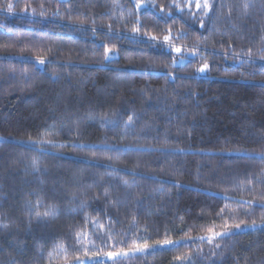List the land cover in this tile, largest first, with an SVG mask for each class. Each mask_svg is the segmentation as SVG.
<instances>
[{
    "label": "trees",
    "instance_id": "16d2710c",
    "mask_svg": "<svg viewBox=\"0 0 264 264\" xmlns=\"http://www.w3.org/2000/svg\"><path fill=\"white\" fill-rule=\"evenodd\" d=\"M203 3L0 0V264H264V0Z\"/></svg>",
    "mask_w": 264,
    "mask_h": 264
},
{
    "label": "snow or ice",
    "instance_id": "6c2138e0",
    "mask_svg": "<svg viewBox=\"0 0 264 264\" xmlns=\"http://www.w3.org/2000/svg\"><path fill=\"white\" fill-rule=\"evenodd\" d=\"M198 7H200V5L198 4L197 5ZM11 5H9V9L11 10ZM210 7V4L208 3V0H204V3H203V8L205 10L209 9ZM168 37L166 36L165 37V40H167ZM177 52L180 51L179 48L175 49ZM106 54H107V49H106ZM40 60L41 63H43V58H38ZM204 68H207V64H205L201 71L204 70ZM50 143V142H49ZM223 211V210H222ZM44 216H50V215H54L53 212L49 211V212H45L43 213ZM219 215V214H218ZM37 216H41L40 213H37ZM236 229H239L240 228V225L237 224L234 226ZM208 232L209 234L206 236V237H199V239L203 240V239H207L209 243H212L217 237H220V238H223L227 235H229L231 232H232V227L231 226H228L227 224H225L223 230L221 232H216V231H213L211 228L208 229ZM78 239H79V234H78ZM158 244H161V245H170V244H173L175 243L174 241L172 240H163V241H158L157 242ZM62 247V246H61ZM152 247V245H149L147 243H144V244H137L135 247H133L132 249H130V251H133V252H143L145 251L146 249ZM217 247H219V245H217ZM107 255L109 257H115V256H119V255H127L126 252H121V253H112V252H109L107 253ZM176 259H184V257H177ZM73 264H84L83 261H80V260H77V261H74Z\"/></svg>",
    "mask_w": 264,
    "mask_h": 264
},
{
    "label": "rangeland",
    "instance_id": "374dc122",
    "mask_svg": "<svg viewBox=\"0 0 264 264\" xmlns=\"http://www.w3.org/2000/svg\"><path fill=\"white\" fill-rule=\"evenodd\" d=\"M240 229V228H239ZM239 229H236V230H239ZM121 252H126L127 255H119V256H115V257H109L107 254L104 255H93L91 258L85 260V262H90V261H98V260H102V259H106V260H111V259H115V258H121V257H125V256H128V255H131V254H134V253H139V252H133V251H118V252H112V253H121Z\"/></svg>",
    "mask_w": 264,
    "mask_h": 264
}]
</instances>
